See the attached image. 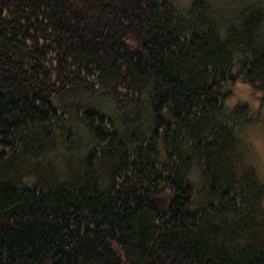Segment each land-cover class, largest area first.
<instances>
[{"label": "trees", "instance_id": "1", "mask_svg": "<svg viewBox=\"0 0 264 264\" xmlns=\"http://www.w3.org/2000/svg\"><path fill=\"white\" fill-rule=\"evenodd\" d=\"M263 116L264 0H0V264H264Z\"/></svg>", "mask_w": 264, "mask_h": 264}, {"label": "rangeland", "instance_id": "2", "mask_svg": "<svg viewBox=\"0 0 264 264\" xmlns=\"http://www.w3.org/2000/svg\"><path fill=\"white\" fill-rule=\"evenodd\" d=\"M180 3L181 0H172ZM257 132V133H256ZM262 136L263 139L260 137ZM250 140L256 154V161L264 175V116L256 131H250Z\"/></svg>", "mask_w": 264, "mask_h": 264}]
</instances>
